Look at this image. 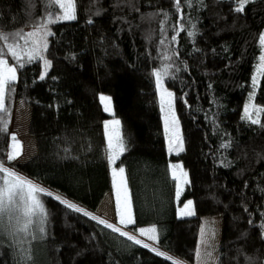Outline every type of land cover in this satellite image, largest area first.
I'll return each mask as SVG.
<instances>
[{
  "label": "trees",
  "instance_id": "1",
  "mask_svg": "<svg viewBox=\"0 0 264 264\" xmlns=\"http://www.w3.org/2000/svg\"><path fill=\"white\" fill-rule=\"evenodd\" d=\"M74 3L76 19L57 21L61 10L52 0H0V58L19 75L6 96L8 111H0V162L114 224L98 212L113 189L105 138L110 115L100 99L109 94L126 147L117 165L125 168L135 216L120 228L144 242L138 229L156 226L159 249L40 193L44 232L39 219L22 232L9 216L0 229V264H177L158 254L164 251L194 264L202 221L214 216H223L217 264H264V112L259 124L244 118L253 93L264 108V76L253 87L264 55V0L250 1L242 12L237 0ZM42 25L51 29L44 79L37 51L27 62L34 48L27 30ZM8 44L18 46L19 61ZM159 70L174 94L184 140L178 154L166 144ZM19 102L31 108L29 133L37 146L25 163L7 159ZM172 161L188 174L180 198ZM189 199L195 214L178 217Z\"/></svg>",
  "mask_w": 264,
  "mask_h": 264
},
{
  "label": "snow or ice",
  "instance_id": "2",
  "mask_svg": "<svg viewBox=\"0 0 264 264\" xmlns=\"http://www.w3.org/2000/svg\"><path fill=\"white\" fill-rule=\"evenodd\" d=\"M250 0H239V6L236 8V11H243L244 7ZM52 3L57 5L61 10V14L56 17V20H74L76 19V5L74 0H52ZM179 5V0H177V6ZM52 21L49 20V23ZM45 27V26H41ZM46 31V27H45ZM20 33H17L19 36ZM36 32L27 33L28 37L36 36ZM46 35H51L46 31ZM3 39L7 41L8 36L4 35ZM175 39V38H174ZM261 44L264 45V36L260 38ZM18 46L13 44H8V51L11 52L12 56L16 58L17 61L21 59L20 52L17 51ZM46 48V41L43 44V47L40 49ZM36 49L33 48L27 54V62H31L33 59L37 58L35 55ZM50 66V62L45 61V73L47 67ZM19 67H23V64H20ZM17 68L15 66H9L7 60L0 58V111L7 112L6 107V96L9 92L14 91L11 87L12 84L17 80ZM258 76H264V55L260 56V64L257 69ZM156 82L161 89V105L165 110V130L169 136V151L176 152L177 154L183 151V141L182 137L178 131V121L175 117L173 110V93L167 91L164 88L162 83V76L160 72L155 73ZM44 79L42 75L40 77ZM258 83V80L253 78V87L255 88ZM254 97V93L250 95L249 100L251 101ZM101 101L105 102V111H111L110 97L101 96ZM250 109H254L256 114V119H252V112ZM246 119L251 120L254 124H259V114L264 112V108H256L254 104H249L244 109ZM111 125L110 130L108 131V160L115 165L116 160L119 159L120 155L126 151L125 143L120 132V121L113 120L106 122V128ZM4 130L7 131V122L4 123ZM11 151L9 152L7 159L9 161L16 160L22 154V144L17 140L13 135L11 137ZM173 168V178L179 181L177 187V198H179L182 187L180 185L187 184V173L182 170V165H172ZM179 169V174L177 170ZM113 177L117 178L115 181L116 186V202L119 209V224L129 225L135 223L132 210H131V200L128 195L127 183L124 178L125 169L120 167L117 171L115 167L112 169ZM0 173L3 174L2 186H0V213H9L13 214L19 212L23 218L24 223L21 226V231H27L29 226L32 224V217L38 216L40 221V232H44L43 224L46 221L47 210L44 206V203L39 197V193H45L48 196H52L51 192H47L45 188L40 187L37 183H34L32 180L22 177L17 174L13 169H10L2 162H0ZM123 193V196H122ZM55 199L60 201L62 204L66 205L67 208L73 209L76 212H82L85 216H91L93 220H99V223L105 225L107 228L112 229L114 232L120 233L122 236L127 237L129 240L134 241L135 244L141 245L145 248H149L148 243H144L141 239H138L135 235H130L129 232L123 231L120 227L115 224L108 223L106 220L99 219L97 216L92 215L90 212L85 211L83 207H80L67 199H62L60 195H56ZM193 202L191 200L187 201L184 204L183 208L180 209L181 216H191L194 215L192 211ZM264 227V225H261ZM139 232L142 236H148L150 240H157L158 237L155 234L157 229L151 227L148 229L141 228ZM201 245L207 243V239L204 236V231L202 230L201 234ZM152 252H157L156 247H151ZM159 255H164L160 252ZM197 257H201V252L198 250L196 252ZM171 260V257H168ZM179 264V262H177Z\"/></svg>",
  "mask_w": 264,
  "mask_h": 264
},
{
  "label": "rangeland",
  "instance_id": "3",
  "mask_svg": "<svg viewBox=\"0 0 264 264\" xmlns=\"http://www.w3.org/2000/svg\"><path fill=\"white\" fill-rule=\"evenodd\" d=\"M250 1H253V0H250ZM237 2H238V4H237V7H238L239 6V0H237ZM45 27H46V31L48 33H51L50 27L49 26H45ZM45 27H35V28H29L27 30L28 33L29 32H36L37 33L36 36L30 37V38L32 39L31 43L33 44V47L36 49V51L39 53L40 57L42 58V61H43V74L42 75L43 76L46 75V73L48 72V70L50 69V66H51L50 60L47 59V57L45 55L46 54V49H47V46H48V39H49V35H46ZM45 41H46V48H43V50L41 51L40 49L43 47V44H44ZM263 47H264V45H263ZM2 59H5V58H2ZM45 61L50 62V66L47 67L46 73H45ZM8 65L10 67L14 66V65L10 64L9 62H8ZM258 66L256 67V71L254 73V77L257 80H258V77H259L257 75ZM157 72L161 73L162 83L164 85V88L167 91L172 92L165 84L163 70H161V71L159 70ZM16 74H17V80H18V77H19L18 70H17ZM259 81H260V79L258 80V83H259ZM157 91H158V96H159L161 117L163 119V125H164V134H165L167 148H168V151H169V136H168V133L165 130V110H164V108L161 105V89L158 86V84H157ZM101 96H105V97H110L111 98V96L109 94H106V93H101L100 98H101ZM102 103H103V105H105V102L102 101ZM250 103L254 104L256 108H259L254 103L253 100H251L249 102V104ZM110 105H111V111H106L110 116H109V118L106 119L105 125H106V122H110V121H113V120H119L120 121V119L114 115V107H113L112 98H111V101H110ZM173 110H174V113H175V117H176V119L178 121V131H179L180 136L182 137L183 149H184V140H183V136H182V132H181V128H180L179 117L177 115L176 108H175L174 94H173ZM250 111L252 112V119H256L257 117H256L254 109H250ZM30 115H31V108L30 107H28L26 105H23L20 102L16 103L15 108H14L12 131H13V135L22 144V154L16 160H11V161L16 162V163H25L26 161H28L37 152L36 141H35L34 137H32L30 135V133H29ZM259 117H260V114H259ZM110 128H111V125H109L108 128H106V126H105V138H106L107 153H108V131L110 130ZM120 132H121V122H120ZM121 135H122V133H121ZM169 153H176V152H174V151L170 152L169 151ZM120 157H121V155H120ZM120 157H119V159H120ZM119 159L116 160L115 165H113L108 160L109 161V170H110L111 177H112L113 189L109 193H107V195L105 196V198L101 202V204H100V206L98 208V212L100 214H102L105 218H107L108 220L113 222L116 226L124 227L126 225L119 224V209L117 207V202H116L115 181H116V179H118V177L114 178L113 177V172H112L113 167H115L117 169V171H118V169L120 167H123V166L117 165V161ZM172 165H182V170L187 173V171L184 169L183 164L181 162L172 161V162L169 163V171H170V174H171L172 177H173ZM7 167L10 168V169H13L12 167H9V166H7ZM13 170L17 174L21 175L22 177L30 179L34 183H37L35 180L25 176L21 172L15 170V169H13ZM177 174H179V169L177 170ZM124 178H125L126 183H127L128 195H129V198L131 200L132 216H133V219L135 221L132 197H131V192H130V189H129V186H128V182H127L126 171L124 173ZM187 180H188V174H187ZM175 181H176V185L178 187L179 181H177V180H175ZM180 186L182 187V191H181V194H180L179 198L184 194L187 184H183V185H180ZM45 189H46L47 192H51L52 195H54V196L59 195V193L57 191H54V190H51V189H47V188H45ZM38 195H39L40 199L42 200V197H41L40 193ZM122 196H123V193H122ZM189 200H191L193 202L192 199H189ZM189 200H187V201H189ZM187 201L184 204H186ZM42 202H43V200H42ZM184 204L183 205H179L178 208H177L178 217H188V216H181V214H180V209L183 208ZM192 211L195 214L194 202H193V206H192ZM9 216H10L11 222L13 224V227L20 230L22 224L24 223V218L19 212H16V213H13V214L0 213V229H3V226H4V230L6 229V225L8 223ZM38 219H39L38 216L32 217V221H33L32 224L37 223ZM38 224H40L39 220H38ZM151 227H155L157 229V232L155 234L157 235L158 239L155 240V241L150 240L148 238V236H142L140 234V232H139V229H141V228L148 229V228H151ZM139 229H138L137 233L143 240H145L144 243H148L150 245V247H156L157 249H159L158 248V243H159L158 228L156 226H145V227H140ZM222 229H223V216H214V217H208V218H204L203 219L202 225H201V229H200V234H199V241H198V250L201 252V257H199V258L197 257L194 264H217L218 263L219 253H220V241H221V236H222ZM202 230L204 231V236L207 239V243L204 244V245H201ZM28 231H29V228H28ZM22 232H26V231H22ZM162 253H164V255L166 257H171L173 261L179 262V264H189V263L185 262L184 260H182L181 258H179V257H177V256H175V255H173L171 253H168V252H165V251L162 252Z\"/></svg>",
  "mask_w": 264,
  "mask_h": 264
}]
</instances>
